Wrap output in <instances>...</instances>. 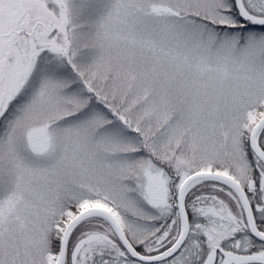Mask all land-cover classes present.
Listing matches in <instances>:
<instances>
[{
	"label": "snow or ice",
	"instance_id": "obj_1",
	"mask_svg": "<svg viewBox=\"0 0 264 264\" xmlns=\"http://www.w3.org/2000/svg\"><path fill=\"white\" fill-rule=\"evenodd\" d=\"M0 264H264V0H0Z\"/></svg>",
	"mask_w": 264,
	"mask_h": 264
}]
</instances>
